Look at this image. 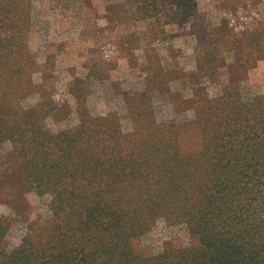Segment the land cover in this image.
Masks as SVG:
<instances>
[{
  "label": "trees",
  "instance_id": "16d2710c",
  "mask_svg": "<svg viewBox=\"0 0 264 264\" xmlns=\"http://www.w3.org/2000/svg\"><path fill=\"white\" fill-rule=\"evenodd\" d=\"M137 18L181 27L197 0H128ZM32 0H0V177L48 194L49 217L29 225L8 250L0 223V264H264V99L236 86L197 98L190 125L158 120L152 93L123 92L133 126L116 112L77 110V123L47 95L54 72L29 47ZM47 70V71H45ZM40 73V81L34 74ZM39 92L41 100L23 106ZM46 92V93H45ZM158 220L184 225L190 243L142 244Z\"/></svg>",
  "mask_w": 264,
  "mask_h": 264
},
{
  "label": "rangeland",
  "instance_id": "374dc122",
  "mask_svg": "<svg viewBox=\"0 0 264 264\" xmlns=\"http://www.w3.org/2000/svg\"><path fill=\"white\" fill-rule=\"evenodd\" d=\"M32 6L29 47L54 72V87L44 89L64 114L70 108L60 121L45 117L52 130L75 125L84 104L92 115L116 112L123 129L131 130L126 90H149L158 120L173 119L188 129L195 110L203 109L197 98H216L224 86H236L245 101L264 99V0H197L196 12L181 27L137 18L128 0H32ZM40 96L32 92L22 105ZM9 149V142L1 143L0 155ZM3 167L0 159V173ZM16 179L0 177L8 250L22 242L29 225L50 215L48 194ZM171 238L190 243L184 225L163 220L141 242L159 252Z\"/></svg>",
  "mask_w": 264,
  "mask_h": 264
}]
</instances>
